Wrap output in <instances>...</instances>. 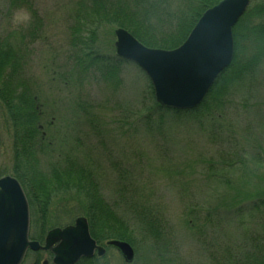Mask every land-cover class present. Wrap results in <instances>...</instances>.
<instances>
[{"label":"rangeland","instance_id":"rangeland-1","mask_svg":"<svg viewBox=\"0 0 264 264\" xmlns=\"http://www.w3.org/2000/svg\"><path fill=\"white\" fill-rule=\"evenodd\" d=\"M79 2L83 7L90 0H0V36L21 55L23 63L20 78L28 91L22 90L20 78H14V90L8 85L12 95L22 103L25 100L20 97L33 94L45 112L42 123L55 117L52 127L56 128L51 127L48 134L54 149L59 143L58 128L66 145L79 142L80 151L92 155L100 190L107 201L118 205L117 213L128 220V233L134 243L126 241L135 249L134 261L126 262L119 249L107 246L109 240L118 238H103L100 243L107 246V253L102 258L94 257L93 264H218L227 248L233 254L243 242H262L264 213L249 203L264 195V59L254 69L255 76L233 94L227 110L213 125L205 122L200 127L191 123V118L168 117L159 126L154 88L140 66L131 61L122 63L118 87L107 84L108 80L104 82L99 71L82 73L75 67L76 48L71 44L70 27L75 25ZM193 2L165 0L159 8L172 14L164 15L159 39L174 35L180 14L191 11L197 1ZM118 28L131 32L123 26L103 24L97 33L102 53L116 59ZM248 52L250 55L251 50ZM245 57L242 49L238 59ZM10 72L11 68L6 67L4 75ZM2 95L0 177H17L31 199L34 194L31 196L25 187L31 166L50 178V164L55 159L41 150L38 138L31 142L26 139L31 156L26 151L23 156L18 154L25 143L14 128ZM123 170L125 174L119 179ZM71 184L68 193L65 188L52 190L44 205L32 204V239L44 244L50 229L73 224L76 218L85 216L84 198H77V183ZM128 204L155 212L154 207L164 218L160 250L156 251L153 238L142 225L130 220ZM207 216L210 225L198 230L197 223ZM190 220L195 224L193 228L187 223ZM52 259L49 252L30 251L24 264H43L45 260L53 264Z\"/></svg>","mask_w":264,"mask_h":264},{"label":"trees","instance_id":"trees-1","mask_svg":"<svg viewBox=\"0 0 264 264\" xmlns=\"http://www.w3.org/2000/svg\"><path fill=\"white\" fill-rule=\"evenodd\" d=\"M195 1H197L196 6L191 11L180 14L182 17L181 20L178 19L175 23L174 35L165 39H159V34L163 29L161 27L163 17L172 14L170 11L165 13L163 9L159 8L165 3V0H90L89 5H83V7L79 2L74 16L75 25L70 27L73 36L71 44L72 47L76 48L73 58L75 67H78L82 73L99 71L104 82L108 80L106 81L107 84L116 87L121 64L127 61L120 57L116 59L102 53L97 42L99 28L103 24L123 26L148 46L173 49L179 47L186 40L207 7L217 4L220 0H194L193 3ZM212 1H214L213 4ZM253 1H257V3L255 2L254 5L248 8L233 29L235 39L233 62L217 78L204 102L192 110L169 109L155 102V108L159 111V126L164 125L163 122H166L168 117L173 119L191 118V123L200 127H203L205 122L213 125L227 110L228 101L233 94L255 76L254 71L264 59V0ZM159 10L162 11V16L159 15ZM6 40L0 38V95L3 94L4 105L9 109L14 128L21 135L22 143H25V148L23 145L21 152L18 154L23 156L24 151H26V154L31 156V152L27 151L30 149H28L26 139L31 142L38 138L43 145L41 150L45 151L47 156H53L55 159L53 161L55 163L50 164V178L37 173L31 166L32 174L28 176L29 184L25 186L29 190V194H34L39 201L41 200L43 202L41 203L42 206L46 201H49L51 190H54L53 187L59 190L65 188L64 190L68 193V189H72L71 183H77V186H74L79 191L76 196L78 199V195L82 196V199L84 198L82 202L86 208L83 215L89 220L92 235L99 242H102L103 238H118L128 240L133 244L134 238L128 233V220L117 213L116 207L118 205L107 201L100 190L98 174H94L92 169L94 163L92 155L85 151L82 153L80 151L82 145L79 142L66 145L64 137H60L58 128L55 132L59 134V143H57V148L54 149L53 140L48 136L50 130L47 131L45 136L38 127L39 124H42L45 115L41 108H37L36 102L38 99H34L33 94H31L20 97L22 101L25 100L20 103L18 96L12 95L9 86L14 90V84L16 85V83H11L20 78L23 63H20L21 55L12 50ZM242 49L246 52L247 57L244 60H239V51ZM248 50H251L250 55ZM6 67L11 68V72L5 76ZM15 75L16 77H14ZM18 83L23 84L21 78ZM22 90L27 93L28 88L22 85ZM25 97L28 98L29 102ZM21 105H26V108L21 107ZM86 106L89 108V104H86ZM83 110L85 111V109ZM87 113L92 117L91 112ZM147 118L149 117L147 116ZM90 122L92 123L93 120L90 119ZM54 128L56 127L51 129ZM54 150L55 152H53ZM80 154L81 156H79ZM125 171L119 173V179H122V174H125ZM261 197L249 204L264 213V195L262 194ZM259 201H262L261 204L258 203ZM152 209L156 211L153 212L148 208L142 210L137 208L136 205H129L127 211L131 216L130 220L142 225V229L146 230L148 235L153 238L154 248L158 251L160 245L164 242H162L165 235L162 226L164 218L157 209L154 207ZM187 223L191 228L195 226L192 220L187 221ZM209 225L210 216L205 217L201 224L197 223L198 230L205 229ZM261 228L264 231V226ZM165 252L163 251V253ZM93 259L84 258L78 264H93ZM218 264H264V238L259 243H254L253 239L241 243L238 252L236 251L233 254H229L227 248L224 257L221 261L219 260Z\"/></svg>","mask_w":264,"mask_h":264},{"label":"water","instance_id":"water-1","mask_svg":"<svg viewBox=\"0 0 264 264\" xmlns=\"http://www.w3.org/2000/svg\"><path fill=\"white\" fill-rule=\"evenodd\" d=\"M251 0H221L200 17L182 45L172 50L150 48L125 28L115 30L119 57L134 62L150 78L156 101L170 109L198 107L220 73L234 58L233 28ZM30 207L19 180L0 178V264H22L28 249L52 251L53 264H75L83 257L106 254L97 243L85 216L75 224L51 229L42 245L29 239ZM127 262L134 247L125 240H110ZM43 264H49L47 260Z\"/></svg>","mask_w":264,"mask_h":264},{"label":"flooded vegetation","instance_id":"flooded-vegetation-1","mask_svg":"<svg viewBox=\"0 0 264 264\" xmlns=\"http://www.w3.org/2000/svg\"><path fill=\"white\" fill-rule=\"evenodd\" d=\"M0 38H1V36H0ZM37 108H40V105H39V104H38ZM40 112H42V111H40ZM55 122H56V121H55V117H52V120H51L49 123H47V124H45V125H43V124H39L38 127L42 130L43 135L46 136L47 131H49V129H50L52 126L55 125ZM45 127H47L48 130H44ZM53 188H54V191H58V190H59V189H57L56 187H53ZM51 191H52V190H51ZM26 194H27V192H26ZM31 196H32V195H31ZM27 197H28V200H29L30 208H32L33 205L36 206V204H38V203H39V206H41V203H43V202H40L39 199H37L35 196L31 197V199L29 198L28 195H27ZM32 204H33V205H32ZM49 253H50V252H49Z\"/></svg>","mask_w":264,"mask_h":264}]
</instances>
